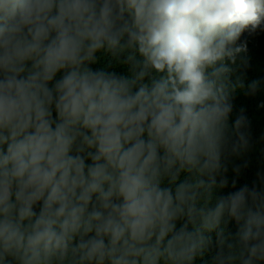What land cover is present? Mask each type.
Here are the masks:
<instances>
[{
  "label": "clouds",
  "instance_id": "1",
  "mask_svg": "<svg viewBox=\"0 0 264 264\" xmlns=\"http://www.w3.org/2000/svg\"><path fill=\"white\" fill-rule=\"evenodd\" d=\"M262 25L264 0H0V264H264V174L218 194Z\"/></svg>",
  "mask_w": 264,
  "mask_h": 264
},
{
  "label": "trees",
  "instance_id": "2",
  "mask_svg": "<svg viewBox=\"0 0 264 264\" xmlns=\"http://www.w3.org/2000/svg\"><path fill=\"white\" fill-rule=\"evenodd\" d=\"M237 43L246 45V52L242 55L247 60V67L241 69L245 82H250L253 79L264 81V25L254 31L251 29L244 30ZM97 56L98 63L93 66L94 68H100L108 64V61L111 59L110 56L102 53H98ZM108 70L115 71L117 74L127 73L126 66L120 65L115 61H113ZM261 102H264V87L255 96L245 95V92L242 90H238L235 95L232 119H235L241 108L244 109L250 121V147L242 156L231 159L227 173L229 185L219 190L218 194H227L228 192L238 190L244 184H248L251 187L253 182L259 183L257 173L264 174V107L259 106ZM235 165L241 166V172L238 176L232 171ZM233 179L237 182L235 188L231 186ZM229 228L232 231L236 230L234 221L229 224ZM213 241H215L214 234ZM214 252L215 245L213 243L210 250L205 253L202 259L197 257L195 264L210 262Z\"/></svg>",
  "mask_w": 264,
  "mask_h": 264
}]
</instances>
